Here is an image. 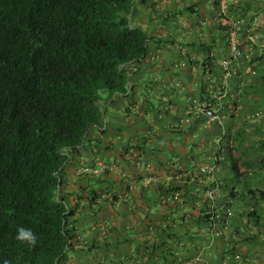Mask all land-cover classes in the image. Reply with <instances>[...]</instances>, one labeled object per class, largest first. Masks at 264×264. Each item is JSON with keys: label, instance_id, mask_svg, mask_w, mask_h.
Returning a JSON list of instances; mask_svg holds the SVG:
<instances>
[{"label": "crops", "instance_id": "1", "mask_svg": "<svg viewBox=\"0 0 264 264\" xmlns=\"http://www.w3.org/2000/svg\"><path fill=\"white\" fill-rule=\"evenodd\" d=\"M228 21H243V55L221 124L201 108L223 90ZM133 25L153 39L149 56L137 65L129 96L103 102L105 130L94 129L66 169L67 194H84L92 184L105 194L95 210L80 212L78 246L63 264H264V222L247 218L254 205L264 212V200L247 192L264 193V170L245 173L236 186L229 156L218 153L219 137L240 135L230 147L246 164L264 167V0H146L135 5ZM204 67L213 70L208 83ZM102 161L115 170L100 182L78 173L82 162ZM151 177L158 182L148 184ZM215 181L222 186L218 211L228 205L233 214L218 224L213 241L203 209ZM169 188L182 191L180 201Z\"/></svg>", "mask_w": 264, "mask_h": 264}, {"label": "trees", "instance_id": "2", "mask_svg": "<svg viewBox=\"0 0 264 264\" xmlns=\"http://www.w3.org/2000/svg\"><path fill=\"white\" fill-rule=\"evenodd\" d=\"M136 4L146 0H0V264H63L78 246L80 212L95 210L105 191L92 184L73 197L65 192V173L92 131L105 130L103 102L128 97L137 65L149 56L153 39L133 25ZM212 72L204 67L205 81ZM218 139L236 186L245 173L264 170L230 147L240 135ZM82 177L100 182V176ZM247 192L264 200L263 192ZM254 206L247 218L258 225L264 212ZM207 207L208 201L205 223ZM18 227L35 232L36 247L16 240Z\"/></svg>", "mask_w": 264, "mask_h": 264}, {"label": "built area", "instance_id": "3", "mask_svg": "<svg viewBox=\"0 0 264 264\" xmlns=\"http://www.w3.org/2000/svg\"><path fill=\"white\" fill-rule=\"evenodd\" d=\"M227 26L230 28L229 30V44L231 49V56L230 59H228L226 62L223 63V80H222V87H223V93L219 97H215L217 99L216 103L211 104L210 102H205L204 105L201 108V112L210 120V121H218L221 124H223L225 117L223 116V112L225 110V99H227L230 95V80L234 77L236 74L235 66L236 61L243 55L241 49H240V41H239V34L243 27V21H228ZM221 141L218 142V147L221 145ZM220 148V147H219ZM97 167H93L91 164H86L82 162L80 168L78 169V173L82 175H91V176H102L104 174H107L108 172L114 171L115 167L108 165L106 163L100 162ZM217 171V167L213 166L210 169V175L213 180L216 179L215 174ZM125 177V175H123ZM158 182L155 178H149L147 180V183H153ZM217 184V185H216ZM220 187L218 183L215 181V187L211 189L209 192L208 198L210 200L209 205V225L211 228V234L213 236L212 240L214 241L217 234V226L220 223L219 219L222 218V215L226 216V222L228 219L232 216L233 212L232 209L229 207H222L218 211V203L216 201V194L219 192ZM175 199L177 201H180L181 194L175 193L174 195ZM185 215H189L190 210L188 208H184ZM199 262H202L200 259H198Z\"/></svg>", "mask_w": 264, "mask_h": 264}, {"label": "clouds", "instance_id": "4", "mask_svg": "<svg viewBox=\"0 0 264 264\" xmlns=\"http://www.w3.org/2000/svg\"><path fill=\"white\" fill-rule=\"evenodd\" d=\"M15 238L17 241L27 243L31 247H36L38 244V236L28 227H18ZM3 264H12V261L5 259Z\"/></svg>", "mask_w": 264, "mask_h": 264}]
</instances>
